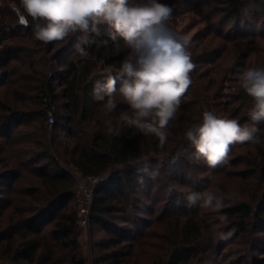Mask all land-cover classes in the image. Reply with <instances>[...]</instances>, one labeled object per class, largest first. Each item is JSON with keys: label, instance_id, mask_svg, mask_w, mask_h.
Masks as SVG:
<instances>
[{"label": "trees", "instance_id": "16d2710c", "mask_svg": "<svg viewBox=\"0 0 264 264\" xmlns=\"http://www.w3.org/2000/svg\"><path fill=\"white\" fill-rule=\"evenodd\" d=\"M13 1L23 12L20 0ZM168 1L174 6L183 2ZM192 1L206 24L199 30L203 43L190 49L196 67L163 148L157 137L124 123L122 114L131 112L119 92L112 113L93 96L96 81L104 82L108 72L116 75L130 52L122 38L111 40L106 24L98 26V34L76 33L44 43L35 38L31 24L18 25L23 35L11 38L13 29L0 19V263L83 264L77 170L106 177L95 189L89 216L94 264H264V186L260 197L226 199L218 212L189 207L184 196L189 190L223 189L217 179L231 173L232 165L245 167L236 175L264 179V123L259 143L234 144L254 151L249 157L229 156L228 168L209 169L203 160L192 159L195 149L185 137L205 111L250 124L252 100L240 76L264 37V0ZM141 2L130 0L131 5ZM211 39L232 43L237 52L234 65L229 69L223 62L217 77L210 73L224 46L195 54ZM132 159L147 161L149 171L158 169L160 175L150 178L141 171L145 164L132 165ZM170 185L176 190L169 192ZM218 233L230 235L222 239ZM233 251L239 255L227 263Z\"/></svg>", "mask_w": 264, "mask_h": 264}, {"label": "clouds", "instance_id": "9594fccd", "mask_svg": "<svg viewBox=\"0 0 264 264\" xmlns=\"http://www.w3.org/2000/svg\"><path fill=\"white\" fill-rule=\"evenodd\" d=\"M20 5L23 13L14 7L19 22L26 27L31 23L35 38L44 43L62 41L76 33L98 34L100 24L108 26L113 42L122 38L130 50L129 55L116 75L108 72L104 82L96 81L93 96L105 102L107 112L112 113L117 106L113 96L119 92L131 112L122 114L124 123L145 136L157 137L163 148L168 141L170 122L176 118L182 97L191 84L190 73L196 67L190 51L194 46L191 37L175 33L167 26L172 7L160 0H142L136 5H131L130 0H20ZM76 48L82 56L87 55L80 44ZM240 83L252 100L247 112L249 125L241 126L235 119L219 118L205 111L197 118L202 122L193 124L185 132L195 149L191 158L203 160L209 169L228 164L231 145L259 143V125L264 123V66L246 68ZM106 124L108 132L112 133L111 120ZM180 154L170 162L175 163ZM141 163L145 164L141 171L150 178L160 175L158 169L149 171L147 161L130 160L132 165ZM208 180L215 183L214 176H209ZM168 190H176V186L170 185ZM233 195L221 193L219 188L201 192L189 190L184 194L189 207L214 212L223 209L225 200ZM222 222L227 223L223 218ZM227 235L230 233H218L222 239Z\"/></svg>", "mask_w": 264, "mask_h": 264}, {"label": "rangeland", "instance_id": "374dc122", "mask_svg": "<svg viewBox=\"0 0 264 264\" xmlns=\"http://www.w3.org/2000/svg\"><path fill=\"white\" fill-rule=\"evenodd\" d=\"M163 3L168 4L173 9L172 15L168 21L170 22L171 26L174 28V31L178 34L188 35L189 37H191L192 41L194 42V46L201 45L203 41L200 37L199 30L204 28L206 24L205 22H203V19L197 13V11L193 8L194 1L183 0V2H181L178 6H174L168 0H163ZM14 7L18 10L20 9L17 3H15L13 0H0V14H1L0 19L2 23L7 26L8 29H13L11 32H9V34H12L11 38L17 36L18 33H20L19 35H23L24 33V29L20 27L18 28V25H23V24L19 22L18 11H14ZM24 15L26 14L24 13ZM28 19L31 22V18L29 17ZM211 40L212 41H208L207 46H204L203 48L199 49L195 54L197 55V53H199L200 51H205L207 48L209 49V51H213L215 49H219L220 47L224 46L225 52L223 54V50H222L223 56H221L220 58L221 60L219 59L217 64L214 63L216 66H214V69L212 67L213 71H211L210 73L211 77H214V75L215 77H217L216 71H218L219 68L224 69V65L222 64L223 62L225 66L229 65V69L234 65L235 55L237 54V52L235 53V49H234L235 46L232 43L225 45L224 40L219 39L215 43H214L215 39H211ZM246 62H247L246 66L241 71H244L248 67L264 66V37L258 39L256 50L252 53V55L249 57V59ZM20 64L21 61L17 60L16 65H20ZM206 66L207 64L201 67V69H206ZM23 69L27 71L29 68L25 66ZM205 79L207 82L209 77ZM218 79L219 78H217V80ZM218 84L222 85V80H219ZM253 151L254 150L251 149L249 146L239 147L233 144L230 146L229 156L237 157L238 159L240 155L249 157ZM221 165L224 166L225 164H221ZM225 166L227 168L229 167L228 165ZM232 167L233 169L231 173H228L227 175L224 176H220V178L217 179L218 186H221L223 188V189L220 188V192L233 193L234 195L230 200L236 197L240 199H248V200L255 199L256 197H260L262 188L264 186V179L261 178L259 175H255V176L250 175L247 177H241L240 175H236L235 173L238 169L245 168L243 164L232 165ZM217 188L219 187L214 188V191ZM78 230L80 232V236H79L80 248L78 250L79 257H81V259L83 260V264H94V255H95L94 251L96 252V250H93V240L90 233L91 230L89 223L85 227L79 224ZM157 230H161V226H158ZM232 247L234 246H228V249L231 250ZM233 252L234 254L232 258H230L228 260L229 262L227 263L232 262L233 260L231 259H236L238 257L239 254H235L236 251ZM260 254L262 255L263 252ZM217 263L218 260L216 261L215 264Z\"/></svg>", "mask_w": 264, "mask_h": 264}, {"label": "built area", "instance_id": "2783aa9c", "mask_svg": "<svg viewBox=\"0 0 264 264\" xmlns=\"http://www.w3.org/2000/svg\"><path fill=\"white\" fill-rule=\"evenodd\" d=\"M53 122V111H49V125ZM76 176L75 198L76 210L79 216L80 225L85 227L89 223V216L93 204L94 192L96 187L105 181L102 174H83L73 170Z\"/></svg>", "mask_w": 264, "mask_h": 264}, {"label": "water", "instance_id": "95a60500", "mask_svg": "<svg viewBox=\"0 0 264 264\" xmlns=\"http://www.w3.org/2000/svg\"><path fill=\"white\" fill-rule=\"evenodd\" d=\"M18 11H19V13H23L20 9Z\"/></svg>", "mask_w": 264, "mask_h": 264}]
</instances>
